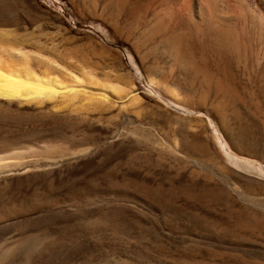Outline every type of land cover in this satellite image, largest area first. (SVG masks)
<instances>
[{
    "label": "rangeland",
    "instance_id": "1",
    "mask_svg": "<svg viewBox=\"0 0 264 264\" xmlns=\"http://www.w3.org/2000/svg\"><path fill=\"white\" fill-rule=\"evenodd\" d=\"M153 1L0 0L3 64L67 89L0 104V264H264V37L202 93Z\"/></svg>",
    "mask_w": 264,
    "mask_h": 264
},
{
    "label": "bare ground",
    "instance_id": "2",
    "mask_svg": "<svg viewBox=\"0 0 264 264\" xmlns=\"http://www.w3.org/2000/svg\"><path fill=\"white\" fill-rule=\"evenodd\" d=\"M123 4L124 0H111L110 3L115 8ZM144 13L151 16L147 36L161 46L172 65L187 74L185 78L188 76L190 84L196 83L202 93H231L218 74L210 70V59L222 68L229 66L230 62L245 64L252 57L251 45L264 37V0H198L196 4H190L188 0H154L150 7L143 9ZM73 80L82 87V80ZM54 82L39 78L28 69L9 67L0 60V104L5 101L34 102L44 92L56 95L60 90H67L65 85L59 86ZM154 82L149 81L156 86L157 81ZM2 159L1 156L0 161Z\"/></svg>",
    "mask_w": 264,
    "mask_h": 264
}]
</instances>
